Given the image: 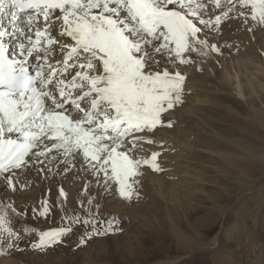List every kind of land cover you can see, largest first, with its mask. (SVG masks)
<instances>
[{
	"label": "bare ground",
	"instance_id": "bare-ground-1",
	"mask_svg": "<svg viewBox=\"0 0 264 264\" xmlns=\"http://www.w3.org/2000/svg\"><path fill=\"white\" fill-rule=\"evenodd\" d=\"M7 9L0 29L15 34L5 41L11 51L17 43L16 53H27L35 33L48 42L27 64L40 79L29 103L36 109L21 124L23 113L0 115V264H178L184 256L182 264H197V251L202 264H264V0H69L49 18L18 23ZM153 9L148 35L139 24ZM207 12L229 21L216 50ZM77 27L88 46L63 61L79 44ZM177 37L187 66L164 53ZM241 49L255 62L230 73L226 58ZM189 58L211 66L208 75L197 76ZM5 139L17 146L11 160ZM202 153L211 168L218 159L238 171L252 192L244 219L232 221L241 224L236 252L234 236L213 231L225 197L211 195V210L186 219L185 190L205 180ZM122 188L133 191V206L121 203ZM92 217L103 226L88 225ZM119 225L117 237H105L104 226Z\"/></svg>",
	"mask_w": 264,
	"mask_h": 264
},
{
	"label": "rangeland",
	"instance_id": "rangeland-1",
	"mask_svg": "<svg viewBox=\"0 0 264 264\" xmlns=\"http://www.w3.org/2000/svg\"><path fill=\"white\" fill-rule=\"evenodd\" d=\"M208 5V4H207ZM210 5H208L207 7H209ZM205 13V12H204ZM207 14H208V18H209V20L212 22V23H214V24H216L217 26H218V30H217V32H216V34H214V33H212L211 32V29L210 28H207L206 29V27H205V29H206V32H208V34L206 35V36H208L210 33L213 35H215V38H214V44H213V50H216L215 48H217L218 46H219V43H217L218 42V40L216 41V39H218L219 38V40H220V38L221 37H223V36H225V34H226V37L227 38H229V36L230 35H228V33L227 32H223L222 30L224 29V24L225 23H227V22H229L228 20H221V19H217V16L215 17L214 16V14H212L211 12H207ZM202 16H204V15H202ZM211 17V18H210ZM212 19V20H211ZM223 21V22H222ZM221 23H223L222 25H221ZM222 27V28H221ZM210 29V30H209ZM220 29V30H219ZM208 30V31H207ZM220 31H221V33H220ZM218 32H219V35H218ZM148 34H150V32H148ZM211 34H210V36H211ZM213 35V36H214ZM210 36H208L207 38H211ZM218 37V38H217ZM222 39V38H221ZM174 43H175V48H173L172 47V45H166V46H163V49H164V53L166 54V52L169 54V52L168 51H170V49H171V55L174 57V55L178 58H175L174 57V60H175V62H172L174 65L175 64H180V62H181V64H182V66H183V64H188L187 63V61H185L186 59L185 58H183V55H182V53H181V48H179L180 46H181V38L180 37H177V38H175V39H171ZM178 41V42H177ZM230 41H232V40H230ZM231 44H236V42L235 41H232V43ZM179 45V46H178ZM256 45V44H255ZM216 46V47H215ZM257 46V45H256ZM165 50H166V52H165ZM241 50H243V51H239L238 53H235L234 54V57H232V59L231 60H229L228 58H226V60L228 61H226V68H227V70L230 72V73H233V70H234V68L233 67H235V69H237L236 67H238L237 65H244L245 64V62H255L254 61V59H253V55L252 54H249V52H244L245 50L244 49H241ZM199 51H201V50H198V52ZM216 52V51H215ZM155 53H156V50H155ZM200 53V52H199ZM198 53V55H197V58L199 57V55H201V58L199 57V59H202L203 57L206 59V62H210V59H209V57H208V55H206V53H203L202 51H201V53L199 54ZM162 55V54H161ZM170 55V56H171ZM178 55V56H177ZM180 55V56H179ZM203 55H206V56H203ZM37 56H38V54H36V55H33V60H34V62H35V60H36V58H37ZM160 56V55H159ZM203 58V59H204ZM182 59V60H181ZM198 59V60H199ZM177 60H178V62H177ZM193 60H194V63H195V65L193 64ZM209 60V61H208ZM180 61V62H179ZM185 61V62H184ZM191 61H192V64H191ZM201 61V60H200ZM200 61L198 62V63H200ZM232 61H233V63H234V65L232 66ZM177 62V63H176ZM188 62H190L189 64H190V66H191V68L192 69H194L195 70V72L197 73V76H200V75H208V72L211 70V66H210V69L208 68V66L206 65V63L205 62H201V63H203V65L200 63V65H201V68H200V66H197V61H196V59L195 58H193V59H191V58H189V61ZM205 63V64H204ZM238 63V64H237ZM180 64V65H181ZM212 64V63H211ZM210 64V65H211ZM184 65V66H185ZM187 66V65H186ZM192 66H194V68L192 67ZM101 137H104V136H102L101 135ZM122 140H124V141H126L125 140V137L123 138L122 137ZM68 141H66V143H67ZM128 142H126V144H127ZM225 150L226 149H224V148H222V147H217L216 148V151L217 152H219V153H224L225 152ZM206 156H209L208 155V153H202L200 156H197V158H196V160H197V162H198V165H197V163H196V167H198L199 169H201V170H203L204 171V174H203V178L205 179L204 180V182L201 184V185H199V186H197V187H195V186H193V185H189L190 187L188 188V189H186L185 190V193H192V195L189 197V198H187L186 200H185V206H186V208H187V214H186V219L188 220L189 219V221L190 220H193L194 221V218H196V217H198V216H200L201 214H203V213H205V212H207V209L208 210H211V208H210V201H209V198H210V196L211 195H213V194H217V195H219V196H223V197H225V199H226V201L225 202H222V203H220V205L221 204H223V206L221 207V209H220V214L218 215L219 216V218L216 220V223H215V227L213 228V231L215 230V232L219 235V237H223L225 240H226V238L225 237H228L229 235L231 236V237H233V239H232V243H231V248H232V250L234 251V252H236L235 251V249H236V244H235V242H234V240H236V239H234V238H236V237H238V232H239V230H237V227L239 228L240 226H241V224L239 223V224H234V222H232L234 219H235V217H240V219H244V217L241 215V213L242 212H245L246 211V208H247V206L249 205V203H250V201H251V198L250 197H252L251 195V193L244 187H242V183H241V181H242V179H241V177L239 176V173H238V171H236V170H233V171H229V170H231L230 169V167L231 166H229V165H227V164H225V163H223V162H221V161H219L218 159L216 160V161H218V162H215L212 166V168H211V166L209 165V164H207L208 162H207V157ZM217 157V156H216ZM218 158V157H217ZM106 159V158H105ZM23 159H21V161H22ZM21 161H19V162H21ZM128 162V163H127ZM126 163H127V167H128V170L131 168V162L130 161H127ZM199 162H200V164H199ZM202 162V163H201ZM206 162V163H205ZM202 164V165H201ZM205 165V166H204ZM208 165V166H207ZM208 167V168H207ZM133 168V167H132ZM132 168H131V173H133L134 171L132 170ZM203 168V169H202ZM209 168H210V170H209ZM232 168H234V167H232ZM5 169V168H4ZM236 169V168H235ZM3 170V169H2ZM1 171V170H0ZM7 174V173H6ZM5 174V175H6ZM131 175H133V174H131ZM135 178L137 179L138 178V175H136L135 174ZM253 184H252V190L254 191L255 190V188H257L258 186H259V184L261 183V179L257 176L256 178H254L253 179ZM259 182V183H258ZM25 188H26V186H25ZM122 189H125V188H122ZM147 189V188H146ZM117 193H119V192H117ZM121 194L118 196V197H120L121 198V200H122V204L124 205V204H127V206L129 205V206H133L135 203L133 202V201H131L130 199H131V197L130 196H132V193H133V191H127L126 189L124 190V191H122V192H120ZM227 193H228V195H227ZM106 194V193H105ZM101 198L104 200L106 197L104 196V197H102V195H101ZM115 204V201H113V205ZM102 205H103V208H105L106 207V205H108V203L107 202H105V201H102ZM113 209V208H112ZM114 211H106V212H103V213H105V215H107V216H110V215H112V213H113ZM187 215H189V216H187ZM106 216V217H107ZM109 218V217H108ZM92 219V221L94 222V223H92L90 220H88L87 219V224L88 225H91V226H97V227H99V226H103V225H101V224H97L96 222H98V221H100V220H98V219H96L95 217L93 218H91ZM232 223L231 225H235L236 227L234 228V230L232 229V230H227L228 229V227L230 228V225H229V223ZM120 226H122V225H119V226H104L103 227V230H104V232H105V234H106V236L105 237H107V236H110V237H117V235H116V233L115 232H113L112 230L115 228V227H120ZM198 230H202L201 232H203L204 231V228H200V229H198ZM237 230V231H236ZM230 231V232H229ZM49 231L47 230V231H45L44 233H42V232H40L39 234L40 235H43L44 237H45V235L48 233ZM212 237L211 236V234L210 235H208V237ZM81 238H83V236L81 235ZM228 241H229V238H228ZM88 242H90V241H88ZM234 244V245H233ZM229 245V244H228ZM234 246V247H233ZM111 248H113V249H111ZM110 248V250L112 251V250H114V248L115 247H111ZM113 252L114 251H112L111 252V254H110V256L111 255H113ZM198 252V251H197ZM194 252L193 254H194V256H196V257H193V258H196V260H195V263H197V264H202L201 262H199L198 261V258L199 259H201V254L198 252ZM201 252V251H200ZM197 253V254H196ZM237 253H235V255H236ZM204 256L202 257V261H205L206 260V257L208 256V252H205L204 254H203ZM185 257V258H184ZM182 259H180L179 261H178V264H182V262H184V261H186V259L188 258V257H186V256H184ZM183 260V261H182ZM188 260V259H187ZM198 261V262H197ZM180 262V263H179ZM206 262V261H205ZM207 263V262H206ZM190 264V263H189ZM191 264H194V262H191ZM208 264V263H207Z\"/></svg>",
	"mask_w": 264,
	"mask_h": 264
}]
</instances>
